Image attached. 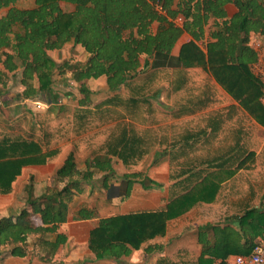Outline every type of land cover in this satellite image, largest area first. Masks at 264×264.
Returning a JSON list of instances; mask_svg holds the SVG:
<instances>
[{"label": "trees", "instance_id": "trees-1", "mask_svg": "<svg viewBox=\"0 0 264 264\" xmlns=\"http://www.w3.org/2000/svg\"><path fill=\"white\" fill-rule=\"evenodd\" d=\"M18 1L0 0V10L7 9L0 17V82H4L5 76L19 72L22 91L16 99H40L51 103L49 96L56 98L51 88L52 71L55 69L62 77L68 74L83 96L77 104L80 113L76 115V124L80 125L75 128L76 133L83 132L84 119L91 110L98 112L100 117L107 115L108 119L116 120L119 132L109 135L102 154L85 161L84 171L76 169L74 155L69 152L54 172L53 181L40 196L34 197L26 185L24 190H29L26 191L25 207L15 216L0 218V259L36 254L40 255L39 260L50 261L66 242L65 235L58 233V229L66 223L68 207L74 197L83 192L82 183L88 184L95 174L101 173V188L109 192L113 189L110 180H123L125 193L121 199H126L134 183L148 188L146 184L151 181L140 172L118 177L112 168L113 159L129 167L136 165L157 146L165 153L170 148L167 136L158 139L149 130L139 136L132 126V122L139 124L146 120L147 107L150 109L146 95L134 94L124 98L115 94L91 106V92L85 82L104 78L107 91L117 92L137 75L141 57L157 59L153 67L162 63L185 33L193 42L180 50L181 67H208L214 80L264 126V107L259 101L263 86L250 70L257 56L248 47L250 33L264 37V0H33V7L27 9L16 8L14 5ZM61 3L71 5L72 11H63ZM227 4L237 9L231 19L225 17L224 6ZM157 6L161 7L163 14L157 12ZM177 16L184 20L181 28L172 22ZM210 18L221 23L211 34L215 42L208 43L207 52L203 54L194 42L202 40L204 26ZM153 24H157L155 31L152 30ZM68 44L82 49L85 60L55 64L49 52L60 51ZM147 66L146 61L144 67ZM150 97L155 98V95ZM191 103L196 109L202 104L199 98ZM173 137L178 143L190 140L191 135L181 132ZM57 154V149L46 148L39 141L3 136L0 139V195L11 192L12 183L23 168L45 165ZM249 156L252 154L241 156L233 170H227L233 166L232 162L226 168L227 159L219 161L214 157L213 163L217 162L218 170L202 174L199 182L171 200L164 210L100 219L89 234V251L97 260H119L138 250L146 241L164 235L168 219L186 212L196 199H203L210 192V185L218 179L228 178L239 169L247 168ZM93 216V210L83 207L74 219L89 220ZM33 217L39 219L40 226L35 225ZM238 226L236 232L230 226L203 228L204 231L198 233V242L206 246L202 254L220 249L226 253L240 241L237 235H245L244 243L239 244L247 254L250 253L254 240L264 236V204L246 210ZM209 229L214 237L212 247H208L206 240ZM233 235L237 237L231 240ZM49 236L53 238L49 239ZM29 237L36 238L31 245L36 251L27 242ZM150 251L146 250L147 253ZM204 261L201 255L194 264H205Z\"/></svg>", "mask_w": 264, "mask_h": 264}, {"label": "crops", "instance_id": "crops-1", "mask_svg": "<svg viewBox=\"0 0 264 264\" xmlns=\"http://www.w3.org/2000/svg\"><path fill=\"white\" fill-rule=\"evenodd\" d=\"M72 9L73 7L71 6L69 11H72ZM224 13L226 19H231L236 15L237 9L234 5L227 4L224 6ZM172 22L174 23V20ZM220 23L219 20L210 18L204 26L202 40L194 42L203 54L207 52L206 45L215 42L211 34L217 30ZM174 25L176 24L174 23ZM156 28L157 24H153L152 30L155 31ZM190 42H193L191 37L183 33L176 41L169 56L162 63L154 67L153 63L157 59L154 57L147 59L141 57V66L136 77H144H142V83L140 85L137 84L131 88V90L134 88L136 91H144L149 87L150 82L164 81L166 79L167 83L165 84H167L170 95H173V93L180 92L185 88V77L188 72L200 71L211 82L213 90L211 89L210 92L216 93L217 95L216 98L211 95L210 97L208 95H202V97H198V95L186 97L185 102L179 109L178 116L188 121L189 117H193V115L200 112L201 117L193 125H185L178 129L169 122L167 137L168 142L171 144L168 152L165 153L158 147L153 148L154 157L151 168H148L144 172L136 171L137 173H142L143 177L151 181V184L146 181L148 188L143 187L140 183H134L128 198L121 199L125 190L123 194L118 193L111 198L107 197L106 201L110 202L103 204V207L108 208L106 211L107 214L104 213L105 211L100 210L95 201L88 202L86 199H83L77 205L71 202L68 207L67 221L58 229V233L65 235L66 242L60 246L50 261H41L39 260L40 255L34 254L24 258L4 257L0 259V264H194L201 255H203L205 264H228L237 255L246 256L250 254H247V250L240 247L239 244V242L244 243L245 235L243 237L237 235L240 241L236 242L226 253L225 251H220L222 250L220 249L216 252L209 251L210 253L202 254L206 246L198 242V233L201 230L204 231L203 228L214 225H217L219 228L230 226L235 229V232L239 231L238 222L244 212L252 208L257 209L264 204V199H262L264 195V126L256 122L214 80L208 67L205 69L197 66L190 68L181 67L179 63L180 50ZM248 47L257 56L256 61L250 65L251 73L255 77V70L258 67L257 64L264 61V37L250 33ZM146 61L148 66L144 67ZM1 70L2 67L0 66ZM136 77L129 80L120 89H123L128 83L135 80ZM90 81L95 80H89L87 82ZM160 83L158 84L160 87L152 92L156 98L167 91V87H163V84ZM4 87H6V83L0 82V88ZM107 93L109 94L107 98H111L113 95L119 94V91L114 93L107 91ZM262 97L263 91L259 101ZM195 98L201 99L202 102L201 106L197 109L193 108L191 103ZM183 118L179 120H183ZM181 132H189L191 138L186 142L176 143L173 136ZM155 138H157V135ZM249 153L252 156L248 157L247 168L239 169L228 178L223 176L221 180L218 179V182H215L213 185L211 184L210 192L203 199H196L194 204L186 212L166 221L164 235L146 241L138 250L132 251L130 255L121 257L119 260H97L93 253L89 251V234L97 226L100 219L164 210L171 200L187 192L200 181L203 175L218 170L217 162L213 163L214 157L219 161L227 159L225 161L226 168L232 162L233 166L227 170H233L234 164L240 161L241 156L246 157ZM68 154L62 157L58 166H56L57 161H53V159L61 155L59 152L55 157L48 160L45 165L27 166L22 169L21 174L28 168L38 170L43 167H50L55 172L62 165ZM166 156L168 158L167 161L162 162ZM206 158L208 159L206 160ZM115 161L122 165L120 161L113 159V169V163ZM117 165L115 164V167ZM198 173L199 176L197 175ZM116 181L124 185L123 180ZM14 182L12 183L9 194L0 195V201L5 196L12 194ZM111 185L113 189L106 193H112L115 189L116 185ZM9 204L11 203H8L7 206ZM83 207L94 211L93 218L89 220L74 219L77 211ZM17 214H11V216ZM1 217H6V215ZM237 236L233 235L231 240L236 239ZM52 238L53 236H49V239ZM263 238L264 236L255 239L254 244ZM206 240L209 245L208 247H212L214 241L212 229L208 230ZM236 244L238 246L235 247ZM147 249H151V251L147 253Z\"/></svg>", "mask_w": 264, "mask_h": 264}, {"label": "rangeland", "instance_id": "rangeland-1", "mask_svg": "<svg viewBox=\"0 0 264 264\" xmlns=\"http://www.w3.org/2000/svg\"><path fill=\"white\" fill-rule=\"evenodd\" d=\"M14 6L19 9L31 8L33 7V0H20ZM61 8L67 12L71 9V6L61 3ZM6 10H0V17L4 16ZM49 56L55 64H60L64 61L73 63L85 60L83 50L79 47H73L71 44L66 45L60 51L49 52ZM142 77L144 76H137L135 80L119 90V95L124 98L137 94L143 97L146 95L145 97L149 99L150 109L148 106L145 122L139 124L132 122L134 130L139 136H143V131L146 130L151 131L155 136L157 135L158 139L168 136L169 122L177 129L185 125H193L199 121L201 117L200 112L193 115V117H189V119L186 118L188 121L178 116L179 109L185 102L186 97L193 95H198L199 97L208 95L210 97L211 95L216 98L217 96L216 93L210 92L212 89L211 82L200 71L188 72L185 77V88L180 92L173 93V95H170L167 84H165L167 83L166 79L164 81L150 82L148 88L144 91L140 90L138 93L134 88L131 90L132 87L142 83ZM51 79L52 92L56 98L49 96L51 103H44L40 99L29 101L15 99L22 91V87L19 85V72L15 75L9 74L5 76L3 83H6V87L0 88V139L3 136L9 139H32L41 142L46 148H55L61 153L59 157L57 156L53 159V161H57L56 166L60 164L62 157L72 152L76 168L82 172L84 170L85 159L93 158L96 154H102L105 151V143L109 135L111 133L116 135L119 132V128L116 126V120L108 119L107 115H101L100 117L98 112L96 113L91 110L90 114H87L84 119L83 132L80 134L76 133L75 128L80 125L76 124V115L80 113L78 112L77 104L83 96L79 94L76 84L69 78L68 74L64 77L59 76L54 69ZM159 83L163 84V87H167V91L161 96H157V98H151L152 92L160 87ZM85 85L91 92V106L109 97L104 79L85 82ZM181 118L183 120H179ZM176 119L177 121H175ZM258 131L257 133L259 134ZM159 149L162 150L163 148ZM153 157L152 149L134 166L124 167L115 161L113 166L116 175L121 176L122 174L136 171L144 172L148 168H151ZM167 159V156L164 157L162 162L167 161ZM115 164L119 165L115 167ZM20 175L13 184L12 194L5 196L0 201V218L3 215L11 216V214H16L20 209L25 207L26 191L29 190L28 188L24 190L26 185L30 187L34 197L40 196L53 181L54 171L50 167H43L38 170L28 168ZM101 176L100 173H97L90 183L81 184L83 192L74 197L72 201L74 205L79 204L83 199H86L88 202L95 201L100 210L105 211L104 213L107 214L108 208L103 207V204L110 201H106V198H111L118 193L123 194L125 187L120 182L111 180L110 184L116 185V187L112 193H106L101 188ZM74 178H80V176H75ZM61 186L62 184L59 185V187ZM8 203L11 204L7 206ZM4 210L6 211L3 212ZM35 240V237L28 238L27 242L31 248L34 247L31 245ZM34 249L35 251L37 250L35 247Z\"/></svg>", "mask_w": 264, "mask_h": 264}, {"label": "built area", "instance_id": "built-area-1", "mask_svg": "<svg viewBox=\"0 0 264 264\" xmlns=\"http://www.w3.org/2000/svg\"><path fill=\"white\" fill-rule=\"evenodd\" d=\"M157 11L158 13L163 14V11L159 6H157ZM183 21L184 20L181 16H177L176 19H174V23L179 28L182 27ZM257 65L258 67L255 70V77L261 82L263 86V97L260 99V102L264 107V61L258 63ZM33 221L35 225H41L37 217H33ZM228 264H264V238L254 245L249 255H237L233 257L232 261Z\"/></svg>", "mask_w": 264, "mask_h": 264}]
</instances>
